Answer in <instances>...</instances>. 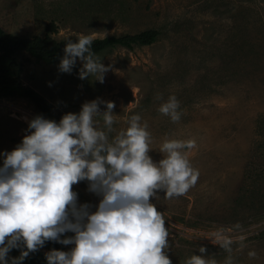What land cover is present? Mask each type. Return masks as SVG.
Returning a JSON list of instances; mask_svg holds the SVG:
<instances>
[{"label":"rangeland","instance_id":"1","mask_svg":"<svg viewBox=\"0 0 264 264\" xmlns=\"http://www.w3.org/2000/svg\"><path fill=\"white\" fill-rule=\"evenodd\" d=\"M49 23L56 41L158 32L149 46L96 53L109 69L102 83L79 77V59L62 73L60 61L46 65L20 51V82L44 97L58 120L87 101L114 102L110 140L139 114L154 161L165 155L166 139L194 141L184 149L199 172L194 185L179 197L158 191L150 198L169 231L168 257L185 264L204 246L217 264H264V0H0V29L7 34L43 37ZM172 95L177 122L158 111ZM36 115L42 114L22 94L0 96V152L22 141ZM95 120L107 132L103 116ZM73 190L78 203L98 204L86 181Z\"/></svg>","mask_w":264,"mask_h":264},{"label":"clouds","instance_id":"2","mask_svg":"<svg viewBox=\"0 0 264 264\" xmlns=\"http://www.w3.org/2000/svg\"><path fill=\"white\" fill-rule=\"evenodd\" d=\"M93 39L77 34L75 42L68 40L58 70L71 73L79 59V77L95 76L102 83L109 69L92 51ZM114 107V102L95 99L58 122L36 115L22 141L0 152V264H9L12 249H20V255L11 264H22L47 241L72 246L46 252L47 264H172L166 251L169 231L150 198L158 191L168 199L179 197L194 185L199 172L184 149L195 142L166 139L160 148L165 155L154 161L151 134L139 114L131 115L127 127L109 139ZM178 109L172 95L158 111L177 122ZM97 116H103L107 132L97 127ZM82 181L99 197L95 207L78 203L73 185ZM66 233L73 235L62 238ZM230 245L224 241L225 248ZM206 251L200 246V255L193 253L185 264H217L206 258Z\"/></svg>","mask_w":264,"mask_h":264},{"label":"trees","instance_id":"3","mask_svg":"<svg viewBox=\"0 0 264 264\" xmlns=\"http://www.w3.org/2000/svg\"><path fill=\"white\" fill-rule=\"evenodd\" d=\"M55 28L52 23L45 26L43 37L33 36L31 38H19L5 33L0 29V96L13 97L22 94L29 99L38 111L45 118L59 121L55 118L51 105L48 101L29 87H25L20 82L22 66L17 62L15 55L20 51L28 53L37 62L52 65L60 61L64 55V47L68 40L56 41L49 36ZM158 35L156 30H147L135 35H124L120 37H106L95 39L92 44V51L100 53L108 47L122 46L131 49L133 46H149ZM76 40H73L75 42ZM66 233L62 238L71 236ZM63 245L54 241H47L39 250L32 252L22 262V264H47L45 253L50 250H62ZM20 249H12L8 253L7 259L11 264V258L18 257Z\"/></svg>","mask_w":264,"mask_h":264}]
</instances>
